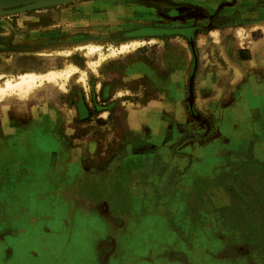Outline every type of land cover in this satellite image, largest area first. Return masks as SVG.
<instances>
[{
  "label": "rangeland",
  "instance_id": "obj_1",
  "mask_svg": "<svg viewBox=\"0 0 264 264\" xmlns=\"http://www.w3.org/2000/svg\"><path fill=\"white\" fill-rule=\"evenodd\" d=\"M142 25L192 27L198 60L190 90L185 36L127 33ZM263 34L264 0L0 6V87L26 72L42 80L32 93L25 87L0 92V206L13 196L14 212L16 205L50 206L56 219L63 218L51 190L64 173L51 170L46 158H67L72 186L75 166L83 167L82 208L93 199L98 212L85 210L78 224L102 231L105 218L124 227L115 235L108 224L112 235L98 244L82 229V262L110 254L108 264H264V158H211L210 177L198 178L199 167V174L183 179L191 182L185 188L171 191L170 184L173 134L191 123L203 129V121L192 120L184 109L187 96L196 112L233 106L243 76L241 71L234 77L232 65L240 68L234 62L237 48ZM133 38L143 43L108 55ZM51 71L56 75L47 80ZM256 149L264 157V148ZM7 190L16 193L5 195ZM73 202L74 193L67 209Z\"/></svg>",
  "mask_w": 264,
  "mask_h": 264
},
{
  "label": "crops",
  "instance_id": "obj_2",
  "mask_svg": "<svg viewBox=\"0 0 264 264\" xmlns=\"http://www.w3.org/2000/svg\"><path fill=\"white\" fill-rule=\"evenodd\" d=\"M252 57L247 45L238 46L234 62L240 67L243 76L235 86L236 100L233 106L211 107L203 113L197 111L203 120L201 131L196 128L198 124L191 123L186 124L185 128H179L176 137L173 134L176 140V151L171 157V191L174 188L183 189L189 185L191 182L183 179L192 172L193 175L201 172V177L198 178L210 177L215 167L210 162L211 158H264L256 149L264 148V71L259 70L260 67H264V62L259 64L256 60L255 68L260 73L253 71L246 66L247 61ZM3 159L11 160V162L15 160L14 158ZM46 159L51 170L60 174L64 173L63 181L61 177L51 190V196H56L60 202L57 206L52 205L55 208L63 206V218L58 216L56 219L53 208L50 206L42 210L37 209L38 206H36L35 209L33 207L29 210L25 205H16L20 209L14 212L15 204L10 202L15 201L13 196L10 201L4 199L3 202L6 204L2 205H5V208L0 206V264H86L77 254L82 248L80 244L82 229L88 230L86 236L93 235L91 242L95 244H98L103 237L112 235V232L107 229L108 224H111L105 218L103 222L100 221L105 226L102 231H98L96 227L92 228L90 223L78 224L79 219L76 217L81 216L85 210L90 211L91 214L93 211L98 214L93 206V199L85 202L84 209L82 208L81 203L84 202V197L78 191V183L81 179L78 176L83 172L80 160L75 158V165L78 162L80 164H78V170L76 166L74 168L75 184L72 186L71 176L67 175L66 166H64L67 158H55L53 161L52 158ZM204 159H207L206 163H203ZM31 160L37 163L44 162L36 158H28L27 161L31 162ZM52 162L58 165H53ZM199 167L202 171L197 172ZM10 191H12L11 195L16 193V190H7L5 195ZM88 192L92 193L91 190ZM73 193L74 202L67 209V202ZM111 227L115 235L124 231L123 226L115 228L111 225ZM109 261L110 254L107 257L100 254L94 255V264H108Z\"/></svg>",
  "mask_w": 264,
  "mask_h": 264
},
{
  "label": "bare ground",
  "instance_id": "obj_3",
  "mask_svg": "<svg viewBox=\"0 0 264 264\" xmlns=\"http://www.w3.org/2000/svg\"><path fill=\"white\" fill-rule=\"evenodd\" d=\"M57 1H68V0H55V1L48 2V3L53 4ZM28 3H30V2L18 3V4H14V5H10V6H3V7H13V6L24 5V4H28ZM31 3H33V2H31ZM173 9L175 10V8H173ZM176 10L178 12H180L182 10V8L176 7ZM171 11H173V10H171ZM191 28L192 27L188 26V25H187V27L178 26V27L170 28V29L181 31L182 35L185 36V40H186L188 50H189L188 54L191 57L190 72H189L190 74H188V76H187L188 77L189 90H190L191 83H192L195 65H196V62L198 60V55L196 54V49H195L193 37L191 34L192 33ZM159 32H163V31L160 29L152 28L151 25H142V26L137 27L133 31H130V32L127 31V33H133L134 35H136V37H139L145 33H159ZM127 33H122V35L127 36L128 35ZM20 40H21V38H20ZM182 40L185 41L184 39H182ZM142 43H143V40L141 38H133L129 41H126V43L122 44L119 49H116V50L112 49L108 55L110 57H116L119 54H125L126 52L131 51L132 49H134V47H136L137 45H140ZM183 44L185 45V42ZM11 48H15V47L11 46ZM249 49H250L253 57L249 58V60L247 61V68H249L251 70L252 69L256 70V68H255L256 60L259 61V64L264 62V34L262 36L256 38V39L251 40V42L249 44ZM199 59L201 62L200 66H202L203 57L200 56ZM232 67L234 70V77L239 78L241 76V69L238 68L237 66H234V65H232ZM261 68H262L261 70L264 71V67H261ZM55 75H56L55 71H51L45 75V78L47 80H53ZM41 82H42L41 76H39V75H36L34 73H31V72L21 73L18 75V79L16 81L10 82L9 80H7L5 82V86L0 87V92H3L5 89H13V88L22 89L25 87L27 91L30 90V93H32L34 91L35 87H37L39 84H41ZM190 98H191V95H188L186 98L187 101L185 102L184 109L187 111L188 115L190 116V118L192 120H196L197 122H202L203 120L201 119L200 115L198 114V112H196V110L194 108H192V104L188 101V99H190Z\"/></svg>",
  "mask_w": 264,
  "mask_h": 264
},
{
  "label": "water",
  "instance_id": "obj_4",
  "mask_svg": "<svg viewBox=\"0 0 264 264\" xmlns=\"http://www.w3.org/2000/svg\"><path fill=\"white\" fill-rule=\"evenodd\" d=\"M51 1H55V0H0V6H10V5H14V4H18V3H24V2H51ZM152 28L155 29H160L163 32L160 34H182L181 31L178 30H174V29H170V28H163V27H155V26H151ZM151 32V31H150Z\"/></svg>",
  "mask_w": 264,
  "mask_h": 264
}]
</instances>
